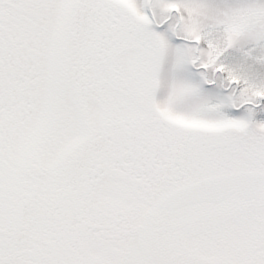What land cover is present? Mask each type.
<instances>
[{"label":"snow or ice","instance_id":"1","mask_svg":"<svg viewBox=\"0 0 264 264\" xmlns=\"http://www.w3.org/2000/svg\"><path fill=\"white\" fill-rule=\"evenodd\" d=\"M0 264H264V0H0Z\"/></svg>","mask_w":264,"mask_h":264}]
</instances>
